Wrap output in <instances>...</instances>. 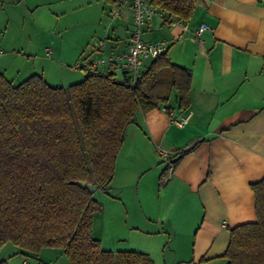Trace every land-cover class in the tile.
Instances as JSON below:
<instances>
[{
  "label": "crops",
  "instance_id": "0c3cea01",
  "mask_svg": "<svg viewBox=\"0 0 264 264\" xmlns=\"http://www.w3.org/2000/svg\"><path fill=\"white\" fill-rule=\"evenodd\" d=\"M114 6L115 0H0V72L13 83L34 73L53 86L81 81L86 73L70 76L64 64L121 54L131 42V9L126 4L112 20ZM183 21L154 14L141 35L166 40L170 61L191 69L190 104L178 110L174 100L138 112L127 125L112 178L98 198L93 193L101 210L91 234L104 250L143 252L153 264H225L230 229L256 221L250 186L264 178V0H196ZM201 24L209 28L196 35ZM98 34L106 41L85 51ZM109 69L115 76L121 70ZM183 116V126L173 123ZM158 148L172 154L171 173ZM127 222L131 232L121 234ZM154 238L161 241L154 245ZM46 251L53 264H69L61 248ZM6 252L0 259L8 264H30V257L51 264L15 245Z\"/></svg>",
  "mask_w": 264,
  "mask_h": 264
},
{
  "label": "trees",
  "instance_id": "16d2710c",
  "mask_svg": "<svg viewBox=\"0 0 264 264\" xmlns=\"http://www.w3.org/2000/svg\"><path fill=\"white\" fill-rule=\"evenodd\" d=\"M150 2L167 19L187 20L196 0ZM107 69L67 86H52L37 73L13 83L0 72V250L10 242L24 254L61 248L69 264H153L143 252L100 247L91 229L101 204L76 181L104 190L127 125L138 112L174 100L186 109L192 71L166 52L144 64L135 86L125 70L117 80ZM250 187L256 221L230 229L225 264H264V178Z\"/></svg>",
  "mask_w": 264,
  "mask_h": 264
},
{
  "label": "built area",
  "instance_id": "2783aa9c",
  "mask_svg": "<svg viewBox=\"0 0 264 264\" xmlns=\"http://www.w3.org/2000/svg\"><path fill=\"white\" fill-rule=\"evenodd\" d=\"M126 4H128L131 9L132 20L135 26L127 50L121 54H113L106 58L83 61L78 63L75 67L83 69L86 74H91L97 72L100 67L104 66L106 68H111L113 65H118L120 69L126 71L127 84L135 86L144 71L145 62L166 52L169 43L163 39L147 41L142 38L141 27L147 20L151 19L154 14H158L162 18L165 17L164 14L159 12L148 0H115V6L110 10V17H119ZM168 21L170 24H180L184 26L183 20L168 19ZM208 28L209 26L206 24H201L196 30V35L201 34ZM102 44V42H99L98 46L100 47ZM120 77L121 76L118 75L114 78L121 80ZM172 121L178 126H183L187 121V116L174 118ZM158 152L168 162L167 171L171 173L173 169V163L171 161L172 154L159 148ZM22 264H27V260H24Z\"/></svg>",
  "mask_w": 264,
  "mask_h": 264
},
{
  "label": "rangeland",
  "instance_id": "374dc122",
  "mask_svg": "<svg viewBox=\"0 0 264 264\" xmlns=\"http://www.w3.org/2000/svg\"><path fill=\"white\" fill-rule=\"evenodd\" d=\"M110 17V16H109ZM111 18V17H110ZM112 19V18H111ZM113 20V19H112ZM105 37L104 36H102L101 34H98V35H96V36H94V38H92V41L89 43V45L86 47V49H85V51H90V50H92L94 47H96V45H98V43H99V41L100 40H103V41H106L105 39H104ZM66 47H57L56 49H58V50H64ZM26 49H28L29 50V48H26ZM33 49V48H32ZM27 50V51H28ZM79 63H81L82 61H78ZM76 64V63H75ZM75 64L73 63V64H64V66H65V68H69L70 69V76H71V74L72 75H76V74H83V72H84V70L83 69H79V68H77V69H73V67L75 66ZM78 64V63H77ZM72 70V71H71ZM58 72V71H57ZM73 72V73H72ZM74 72H76V73H74ZM56 74H60V70H59V72L58 73H56ZM22 75H25V73H23ZM24 77H26V76H21L20 78H17V79H19V80H17V81H22L23 79H24ZM74 79V78H73ZM72 81H77V80H72ZM52 86L53 85H55V84H51ZM173 99V98H172ZM96 192V198H98V196H99V194H100V192H101V189H96L95 190ZM94 193V192H93ZM130 222H127L126 224H125V227H124V230L122 231V233L121 234H125L126 232H131V230L129 229L130 228ZM133 232H135V230H133ZM129 240V239H128ZM153 242H154V245L156 244V243H159L161 240L159 239V238H154L153 240H152ZM13 246L14 245H12V243H10V242H8L7 244H6V246L4 247V249H3V252L0 254V258H2L3 256H5L6 254H7V250L9 249V248H13ZM48 248H52V247H44V248H42L39 252H38V254L40 255L39 256V258L40 259H51V264H53L54 263V261H55V259L56 258H53V255H47L46 254V250H48ZM5 250V251H4ZM17 256H20V255H17ZM46 256H47V258H46ZM21 258L19 257V260H20ZM28 260H29V263L30 264H36V259L34 258V257H30V258H27ZM59 262V264H61V261H58Z\"/></svg>",
  "mask_w": 264,
  "mask_h": 264
},
{
  "label": "water",
  "instance_id": "95a60500",
  "mask_svg": "<svg viewBox=\"0 0 264 264\" xmlns=\"http://www.w3.org/2000/svg\"><path fill=\"white\" fill-rule=\"evenodd\" d=\"M76 183L82 187H86L90 192H94L97 187L95 184H87L85 181H76Z\"/></svg>",
  "mask_w": 264,
  "mask_h": 264
}]
</instances>
